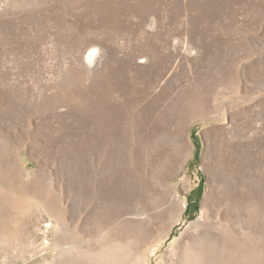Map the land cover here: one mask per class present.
Here are the masks:
<instances>
[{
	"label": "rangeland",
	"instance_id": "rangeland-1",
	"mask_svg": "<svg viewBox=\"0 0 264 264\" xmlns=\"http://www.w3.org/2000/svg\"><path fill=\"white\" fill-rule=\"evenodd\" d=\"M0 264H264V0H0Z\"/></svg>",
	"mask_w": 264,
	"mask_h": 264
},
{
	"label": "bare ground",
	"instance_id": "bare-ground-1",
	"mask_svg": "<svg viewBox=\"0 0 264 264\" xmlns=\"http://www.w3.org/2000/svg\"><path fill=\"white\" fill-rule=\"evenodd\" d=\"M86 59L88 60V63L90 65L92 66L96 65L101 59L100 51L98 50V48L97 47L89 48Z\"/></svg>",
	"mask_w": 264,
	"mask_h": 264
}]
</instances>
